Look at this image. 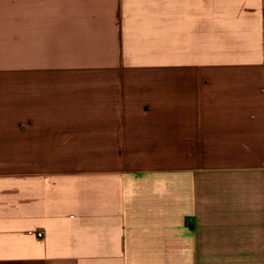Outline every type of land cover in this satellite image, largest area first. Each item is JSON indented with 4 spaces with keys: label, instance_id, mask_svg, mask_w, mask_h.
Here are the masks:
<instances>
[{
    "label": "crops",
    "instance_id": "obj_1",
    "mask_svg": "<svg viewBox=\"0 0 264 264\" xmlns=\"http://www.w3.org/2000/svg\"><path fill=\"white\" fill-rule=\"evenodd\" d=\"M0 264H264V0H0Z\"/></svg>",
    "mask_w": 264,
    "mask_h": 264
},
{
    "label": "rangeland",
    "instance_id": "obj_2",
    "mask_svg": "<svg viewBox=\"0 0 264 264\" xmlns=\"http://www.w3.org/2000/svg\"><path fill=\"white\" fill-rule=\"evenodd\" d=\"M72 9H73V7H65V13H67V11L71 13L72 12ZM77 12H79V11L76 9V13Z\"/></svg>",
    "mask_w": 264,
    "mask_h": 264
}]
</instances>
